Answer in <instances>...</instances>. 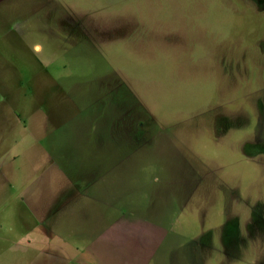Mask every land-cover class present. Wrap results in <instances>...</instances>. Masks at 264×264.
Instances as JSON below:
<instances>
[{
	"label": "rangeland",
	"instance_id": "374dc122",
	"mask_svg": "<svg viewBox=\"0 0 264 264\" xmlns=\"http://www.w3.org/2000/svg\"><path fill=\"white\" fill-rule=\"evenodd\" d=\"M0 264H264V0H0Z\"/></svg>",
	"mask_w": 264,
	"mask_h": 264
},
{
	"label": "trees",
	"instance_id": "16d2710c",
	"mask_svg": "<svg viewBox=\"0 0 264 264\" xmlns=\"http://www.w3.org/2000/svg\"><path fill=\"white\" fill-rule=\"evenodd\" d=\"M252 68H253V67H252ZM252 68L250 69V73H251V75L253 74ZM251 75H250V76H251ZM252 77H253V76H251V78H252Z\"/></svg>",
	"mask_w": 264,
	"mask_h": 264
}]
</instances>
